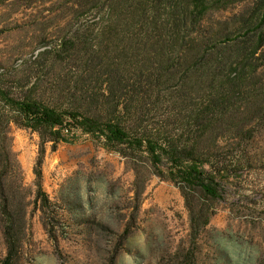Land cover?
<instances>
[{
  "label": "trees",
  "instance_id": "16d2710c",
  "mask_svg": "<svg viewBox=\"0 0 264 264\" xmlns=\"http://www.w3.org/2000/svg\"><path fill=\"white\" fill-rule=\"evenodd\" d=\"M255 1L230 29L212 30L205 19L229 0H69L94 20L43 46L18 95L0 83L5 264L18 255L26 218L22 205L16 209L23 186L12 125L39 138L33 184L40 210L50 206L44 145L73 142L80 131L124 157L145 155L153 173L180 191L190 226L208 224L214 210L206 212L204 199L222 198L230 142L250 139L251 121L264 118V0ZM238 151V161L252 164V152Z\"/></svg>",
  "mask_w": 264,
  "mask_h": 264
},
{
  "label": "rangeland",
  "instance_id": "374dc122",
  "mask_svg": "<svg viewBox=\"0 0 264 264\" xmlns=\"http://www.w3.org/2000/svg\"><path fill=\"white\" fill-rule=\"evenodd\" d=\"M229 1L211 11L204 25L230 29L256 2ZM74 8L69 0H0L4 87L18 95L43 46L94 20ZM250 130V139L230 142V179L222 198L204 199L206 212L214 213L196 231L176 185L154 174L145 155L124 157L80 131L73 142L44 145L42 188L50 206L40 210L33 184L39 138L12 125L23 186L16 209L22 205L26 218L18 255L9 264H264V118L251 121ZM241 148L254 154L252 164L238 161ZM161 168L166 170L165 160ZM5 254L0 228V264Z\"/></svg>",
  "mask_w": 264,
  "mask_h": 264
}]
</instances>
